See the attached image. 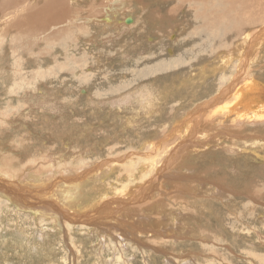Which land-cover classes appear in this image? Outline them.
Listing matches in <instances>:
<instances>
[{
	"label": "rangeland",
	"instance_id": "rangeland-1",
	"mask_svg": "<svg viewBox=\"0 0 264 264\" xmlns=\"http://www.w3.org/2000/svg\"><path fill=\"white\" fill-rule=\"evenodd\" d=\"M16 1L0 0V170L23 178L27 172L49 177L54 172L61 178L70 171L77 174L75 181L62 185L71 187L72 199L82 202L86 193L82 183L87 179L97 188V200L111 199L123 206L119 218L124 221L152 208L147 212L150 220L136 226L150 234L144 245L151 242L164 251L138 248L133 235L123 240L118 232L106 236L96 230L90 235L88 227L79 224L58 225L59 214L54 219L18 208L1 195L8 190L0 186V264H264V149L253 141L243 142L250 147L245 152L235 147L238 154L219 138L202 154L200 148L184 152L175 166L160 173L158 193L152 198L162 200L157 208L156 202L148 209L137 208L138 203L120 195L121 189L137 182L136 171L143 164L160 159L154 168L161 167L170 155V149H164L166 141L172 139L173 149L187 138L185 127L174 128V118L180 123L188 118L187 110L195 113L197 104L204 106L218 96L238 78L241 68L249 78L244 83H264V14L255 0H242L247 10H242L239 20L244 21L237 24L243 32L235 38L229 22L215 25L210 15L202 16L203 10L225 9L218 8V0H65L67 16L49 23L39 18V11L52 0ZM129 17L137 22L125 24L123 19ZM207 19L210 22H201ZM195 75L203 81L193 83ZM224 105L222 100L220 107ZM169 120L172 126L167 129ZM161 132L172 138L164 139ZM156 134V140L164 142L158 147ZM188 168L194 176L201 175L204 184L199 185L200 180L196 186L183 184L179 169L188 174ZM8 171H0V178L16 181ZM167 180L179 186L174 189ZM217 183L223 186L217 189ZM52 200L41 202L55 203L63 215L62 203ZM159 230L173 244L153 243V233L159 236Z\"/></svg>",
	"mask_w": 264,
	"mask_h": 264
},
{
	"label": "bare ground",
	"instance_id": "bare-ground-1",
	"mask_svg": "<svg viewBox=\"0 0 264 264\" xmlns=\"http://www.w3.org/2000/svg\"><path fill=\"white\" fill-rule=\"evenodd\" d=\"M28 1V0H27ZM26 1V2H27ZM54 3H52L51 1L48 2V5L44 7V9H41V11H39V18L43 19L45 22L49 23L51 22L55 17H59V15L62 17H66L68 12H66L67 8L65 7V0H52ZM11 3L15 4L14 1H10ZM9 2V3H10ZM18 2V0L16 1ZM25 2V3H26ZM116 2H118V0H116ZM217 2H220V4L218 5V8H221L223 5L225 6V9H222L221 11L216 10V8L214 7L212 10H215V12L220 13V18L217 17V14L214 11H209V10H203L202 16L206 17V16H211V20L212 22H215V25L219 24L218 22H229L228 24L231 25V28L229 29L230 31H232V34L234 36V38L240 33L243 32L240 30V25H238V22H243L244 18L242 20L241 19V12L242 10L245 8L247 10V4L245 1L242 0H218ZM255 3L258 4V8L257 10L261 13L264 14V0H255ZM4 4V3H3ZM11 4V5H13ZM21 4H24V2ZM19 5V4H18ZM215 5V3L213 4ZM216 6V5H215ZM109 8V7H108ZM114 8V7H113ZM112 8V9H113ZM205 8V7H204ZM207 8V7H206ZM251 8V7H250ZM111 9V8H109ZM254 9V8H253ZM91 10V9H90ZM116 10V9H115ZM114 10L108 11L107 13H111ZM207 11V12H206ZM154 12V11H153ZM206 12V13H205ZM254 12V11H253ZM256 12V11H255ZM258 12V13H259ZM38 13V12H37ZM85 13V11L83 12ZM156 14V13H155ZM131 15V14H130ZM129 15V16H130ZM152 15V14H151ZM259 15V14H258ZM38 16V14H37ZM128 16V15H127ZM147 16V15H146ZM154 16V15H153ZM215 16V19H214ZM249 16V15H248ZM255 16V15H254ZM148 17V16H147ZM194 17V16H192ZM62 19V18H61ZM127 18L123 19V22H125ZM150 19H152L150 17ZM157 19V17H156ZM156 19L154 18L153 21ZM167 19V18H166ZM23 20V19H22ZM56 20H60V18H56ZM106 20H110L111 19L108 17V19ZM158 20V19H157ZM161 19H159L158 21H160ZM88 21V18H87ZM109 21V22H110ZM44 22V23H45ZM134 22H137L136 20H132V24ZM164 22V21H162ZM201 22H210L209 19L207 20H202ZM52 23H55V21H53ZM109 24V23H108ZM126 24V23H125ZM226 24V23H224ZM237 24V26H236ZM241 24V23H240ZM129 25V24H128ZM209 25V24H208ZM229 25V26H230ZM46 26V25H45ZM110 26V25H109ZM53 27V26H52ZM132 29V28H131ZM34 31V29H32ZM38 31V30H37ZM48 31V30H47ZM35 34V33H34ZM51 34V33H50ZM151 35V34H150ZM41 36V35H40ZM50 36V35H49ZM239 36V35H238ZM237 36V37H238ZM235 40V39H234ZM230 41V40H229ZM131 45V44H130ZM142 45V44H141ZM137 47V46H136ZM223 47V46H221ZM252 53V52H251ZM249 54H250V50H249ZM251 55V54H250ZM247 58V57H246ZM245 59V58H244ZM248 62V61H247ZM244 66V65H243ZM218 70H211L209 72H217ZM208 72V73H209ZM240 73L238 74V78L235 79L233 82H231L228 86H226L221 93L218 96L213 97L212 99H209L207 103L204 104V106L200 107L197 106L194 108L196 109V112L194 113L192 112H187L189 110H185L186 111V116L188 117L185 120H182L180 123L179 121H177L175 118L173 119V121H175L176 123H174V128H176L177 130L180 129L181 127H185L187 131V138L183 139L181 142H179L178 144L180 145H176L173 149H171L170 144L172 143V139L170 140L171 142H167L166 140H168L171 137V134L168 132V134L166 135L165 133L167 132V129L170 128L172 126V122L171 120H169L168 122L171 124H168L167 129H165V133L161 132L163 135L165 134L166 137L164 139H166L165 143L164 142H160L162 141V137L160 138L159 133H157L155 135V141H154V146L158 147L161 146V144H165V150L170 149V155L166 156L163 158V163L162 165H160L161 167L157 168V170H155L154 166L158 165L159 166V162L160 159L154 164L149 163V164H143L142 168L139 170H137L136 172H138V178L135 180L137 181L133 187L131 186H127L123 189H121L120 191V195L122 196V199H128V200H132L134 201L135 204L138 203L137 208H141L144 209H148L149 206L152 204H157V207L159 203H161V199H156V201H154V198L156 196V193H158L157 190V185L159 182V176L160 173L163 172H167L168 169L170 168V166L172 165V163H174L175 166V162L174 161H178V157L181 156L184 152L188 151V150H197L198 148H200V154H202L204 152V148L208 147L211 143L217 144L218 139L219 140H224V143H229V146H232V153H237V151L235 152L234 148L236 150H240L241 153L245 152L247 150H250L249 146H245L246 144L243 145V142H247V141H253V144L256 147H261V149H264V87H262V85H264L263 81L260 82L259 80H252L249 81L248 83H244L245 81H247L249 78L246 75V68H241ZM257 74V73H256ZM241 75V76H240ZM262 75V74H261ZM252 76V75H251ZM264 76V75H263ZM254 77V75H253ZM191 79L194 82L196 81H203V78H199L197 75L195 76H191ZM9 83V82H8ZM7 83V84H8ZM262 83V84H261ZM6 84V81H5ZM42 84V83H41ZM17 86V85H16ZM238 86V87H237ZM240 86V88H239ZM7 87V86H6ZM19 87V86H18ZM6 89V88H5ZM4 91V90H3ZM7 91V90H6ZM4 91V93L6 92ZM9 93V92H8ZM14 93V92H13ZM12 94V93H11ZM4 95V94H3ZM6 97V96H5ZM8 98V97H7ZM226 101V105H224L223 107H220V102L221 101ZM17 107V106H16ZM2 108V107H1ZM4 108V107H3ZM222 108H224L225 110H223ZM169 109V108H168ZM6 110V109H5ZM184 111V113H185ZM183 112V111H182ZM181 112V113H182ZM179 116V115H178ZM183 113H182V118L183 117ZM196 116V118H195ZM22 117V116H21ZM181 117V114H180ZM193 117L195 118L193 120ZM9 118V117H8ZM7 118V119H8ZM25 118V117H24ZM178 118V117H177ZM181 118V119H182ZM10 119V118H9ZM170 119V118H169ZM180 119V118H179ZM5 120V119H4ZM18 120V119H17ZM16 120V121H17ZM20 120V119H19ZM217 120L220 122L218 123ZM3 121V119H2ZM7 121V120H5ZM21 121V120H20ZM27 121V120H26ZM8 122V121H7ZM15 122V121H14ZM29 122V121H28ZM167 122V121H166ZM214 123V124H213ZM217 124V125H215ZM3 125V123H2ZM7 125V124H5ZM9 125V124H8ZM134 125V124H133ZM4 126V125H3ZM254 126V127H253ZM21 127V126H20ZM163 128V126H161ZM211 130H210V128ZM5 128V127H4ZM160 128V127H157ZM156 128V129H157ZM253 129V130H252ZM14 130V129H13ZM154 130V129H153ZM262 130V131H261ZM156 131V130H155ZM144 132V131H143ZM160 132V131H157ZM260 132V133H259ZM37 133V132H36ZM263 133V134H261ZM259 134V135H258ZM144 135V133H143ZM156 136L159 137V139L162 140H156ZM2 137V136H1ZM157 137V138H158ZM19 138V137H18ZM262 138L260 140H256ZM20 139V138H19ZM22 139V138H21ZM253 139V140H252ZM10 140V139H9ZM6 141V140H5ZM158 141V142H157ZM237 141H241V145H237L238 142ZM263 143L262 146L260 145V143ZM27 143V142H26ZM237 143V144H236ZM29 145V144H28ZM193 145H196V147H194ZM243 145V146H242ZM219 146H221V144H219ZM251 146V145H250ZM223 147V146H221ZM154 148V147H153ZM32 149V148H31ZM148 149V148H147ZM224 149V148H223ZM21 150V149H20ZM150 150V148L148 149ZM192 151V152H193ZM199 151V150H198ZM196 151V154L197 152ZM227 151V149H226ZM2 152V151H0ZM168 152V153H169ZM165 153V152H164ZM167 153V154H168ZM188 153V152H187ZM191 153V152H190ZM231 153V152H230ZM149 154V153H146ZM195 154V153H194ZM238 154V153H237ZM46 155V154H45ZM129 155V154H128ZM127 155V156H128ZM135 155V154H134ZM141 155V154H138ZM151 155V154H150ZM166 155V154H165ZM193 155V154H191ZM190 155V156H191ZM32 156V155H31ZM31 156L28 158V160H31ZM146 156V155H145ZM149 156V155H148ZM255 156V155H254ZM261 156V155H260ZM41 157V156H40ZM129 157V156H128ZM135 157V156H134ZM133 157V160H134ZM141 157H144L143 155ZM141 157H138L139 159ZM147 157V156H146ZM32 158H34V156H32ZM153 158V157H152ZM189 158V157H188ZM239 158V157H238ZM36 159V158H35ZM54 159V158H53ZM143 159V158H142ZM33 160V159H32ZM131 160V159H130ZM137 160V159H136ZM151 160V159H150ZM156 160V159H155ZM181 160V159H180ZM184 160V159H183ZM182 160V163H184ZM40 161V160H39ZM140 161H144L140 160ZM138 160V162H140ZM146 161V160H145ZM144 161V162H145ZM235 161V160H234ZM240 161V160H239ZM25 162V161H24ZM33 162V161H32ZM37 162V161H36ZM48 162V161H47ZM120 162V161H119ZM135 162V161H134ZM4 163V162H1ZM28 163V162H27ZM141 163V162H140ZM143 163V162H142ZM147 163V162H146ZM160 163V164H161ZM6 164V163H4ZM26 164V163H24ZM188 164V162H187ZM177 166L178 163L176 164ZM34 166V165H33ZM141 166V165H140ZM98 167V166H97ZM111 167V166H110ZM134 167V166H131ZM108 168V167H107ZM117 168V167H116ZM176 167H174L175 169ZM197 168V167H196ZM38 169V168H37ZM92 169V168H91ZM91 169H89V171H91ZM110 169V168H109ZM128 169V168H127ZM130 169V168H129ZM154 169V170H153ZM159 169V170H158ZM173 169V168H172ZM193 169V168H192ZM26 170V169H25ZM54 170H56L54 168ZM58 170V169H57ZM67 170V169H65ZM135 170V169H134ZM170 170V169H169ZM180 172L182 174L180 177V180H183V184L187 185H193L196 186V183H198V181L202 180V176L200 175V178L198 176H194L195 174H192L191 172V168H188L187 171L188 174H183V169H179ZM186 170V169H185ZM184 170V171H185ZM3 171L4 173H6V171H8L7 169L5 170H0ZM96 171V170H95ZM175 171V170H172ZM177 171V170H176ZM186 171V172H187ZM9 172V176L11 177V179L14 177L16 178V181L14 182H8L5 180H2L0 178V186L3 190L7 189V192H0L1 195L3 197H6L11 203H13L14 205L18 206V208H26L29 209L30 211H33L35 213H40V214H44L46 215H51L54 217V215H58L59 217H57L55 219L56 223H58V225L60 224L61 221L65 222L62 225H66L67 227L70 228V225H75V224H79L82 227H88V232L90 231L92 235L93 233H96V230H101L103 231V233L106 234V236H112L114 232H118L120 233V235H122L123 240H127V238H130L131 235H133V237H137L136 242H134V244H137L136 246L138 248H146L149 251L153 250L155 252H161L164 251V249L160 248L158 249L157 247H153L151 246V242L148 243L147 245H144L145 240L147 239V236H149L150 234L147 233V230L144 229H139L136 224L139 222L142 223H146L147 220H150V218L147 217V212L149 211H145L144 213H142L141 215H133L134 220L130 221V220H122L119 217L123 214V206L120 205L121 207L119 208V204L117 203V201H113V200H97L98 199V195L95 196V194H97V188H93L90 183L88 182V180L84 179L86 182L82 183L84 184V187L82 188V190H84V195L82 197V202L81 201H75L74 197V201L72 199V196H74V193H71V187H66L63 186L62 184L64 182L70 183L71 180L74 178L73 175H77L74 174L70 171H66L67 173L65 174L64 177L58 178L62 175L59 176H53L54 172L51 173L52 176H44V175H32L31 172H27L25 175V178L22 177V175H17V174H13ZM50 172V171H48ZM62 172V171H61ZM87 172V171H86ZM159 172V173H158ZM179 172V173H180ZM65 173V171L63 172ZM90 173V172H89ZM109 173V172H108ZM185 173V172H184ZM243 173V172H242ZM122 175V173H120ZM125 174V173H124ZM238 174V173H236ZM89 175V174H88ZM91 175V174H90ZM98 175V174H97ZM168 175V174H167ZM173 175V174H172ZM171 177H174L172 176ZM177 175V174H176ZM175 175V176H176ZM44 176V177H43ZM79 176V174H78ZM96 176V175H95ZM110 176V175H109ZM120 176V175H119ZM123 176V175H122ZM129 176V175H128ZM127 176V177H128ZM164 176V175H163ZM170 175H168V178ZM8 177V176H7ZM31 177V178H30ZM66 177V178H65ZM73 177V178H72ZM82 177V176H81ZM85 177V176H84ZM126 177V179H127ZM135 177V176H134ZM137 177V176H136ZM162 177V176H161ZM165 177H167L165 175ZM13 178V179H14ZM125 178V177H124ZM123 178V179H124ZM182 178V179H181ZM90 179V178H89ZM131 176H130V180H131ZM174 179V178H172ZM176 179V178H175ZM74 180V179H73ZM162 180V179H161ZM166 180V179H165ZM179 180V179H178ZM75 181V180H74ZM128 181V180H127ZM168 181V180H167ZM98 182V180H97ZM102 182V180H101ZM169 182V181H168ZM75 182H73L74 184ZM96 183V182H95ZM94 183V184H95ZM122 183V182H121ZM139 183V184H138ZM165 183V182H164ZM174 183V181H173ZM204 184L203 181L199 182V185ZM72 184V183H71ZM97 184V183H96ZM95 184V185H96ZM109 184V183H108ZM168 184V183H167ZM170 185H174L172 183L169 182ZM178 184L177 182H175V185ZM182 184V183H180ZM66 185V184H65ZM77 185V184H74ZM119 185V184H118ZM121 185V184H120ZM131 185V184H130ZM163 186L165 184H162ZM161 185V186H162ZM175 185L172 186L175 189ZM198 185V186H199ZM217 189H220V186H223L222 183H217ZM70 186V185H68ZM107 186V183L106 185ZM123 186V185H122ZM122 186H120V188H122ZM160 186V187H161ZM179 186V184L177 185ZM181 186V185H180ZM183 186V185H182ZM185 186V185H184ZM183 186V187H184ZM190 186H187L190 188ZM197 186V187H198ZM88 187V190H87ZM95 187V186H94ZM101 187V186H99ZM119 187V186H118ZM165 188V186H164ZM171 188V186H170ZM167 187L166 191L168 189H170ZM185 188V187H184ZM196 188V187H195ZM223 188V187H222ZM221 188V189H222ZM226 188V187H225ZM73 189H76L75 192H77V189L80 191L79 186H75V188L73 187ZM72 189V190H73ZM103 189L102 187L100 188V190ZM183 189V188H182ZM187 189V188H186ZM87 190V191H86ZM100 190H98L100 192ZM116 190V189H115ZM118 190V189H117ZM160 190V189H159ZM163 190V189H162ZM177 190V189H176ZM181 190V189H179ZM197 190V189H195ZM104 191V190H103ZM113 191V190H112ZM123 191V193H122ZM164 191V190H163ZM164 191V192H166ZM68 192V193H67ZM97 192V193H96ZM179 192V191H177ZM187 191H185L184 189L182 190L181 193L185 194ZM80 193V192H79ZM90 193V196L88 195ZM103 193V192H102ZM114 193V192H113ZM118 193V192H117ZM160 193V192H159ZM233 193V192H232ZM67 194V195H66ZM70 194V195H69ZM78 194V192H77ZM82 194V193H81ZM99 194V193H98ZM101 194V192H100ZM107 194V193H106ZM116 194V193H115ZM167 194V193H165ZM164 194V195H165ZM179 194V193H178ZM201 194V193H200ZM224 194V193H223ZM80 195V194H79ZM118 195V194H117ZM188 195V194H186ZM217 195V194H216ZM100 196V195H99ZM109 196V195H108ZM149 198V201H144L145 197ZM180 196V195H179ZM201 196V195H200ZM199 196V197H200ZM247 196V195H246ZM105 197V196H104ZM178 197V195H177ZM43 198H48L49 200H52L53 198L56 199V201H59L62 203L63 207H64V214L62 215L60 213V210L57 211V209L59 207H56L57 205H55V203H51L49 201H45V202H41ZM101 198V197H100ZM103 198V197H102ZM110 198V197H109ZM166 198V197H165ZM182 198L183 197H179ZM178 201L182 199H179ZM186 198V197H185ZM220 198V197H219ZM78 199V198H77ZM170 198H168L169 200ZM174 199V198H173ZM121 200V199H120ZM187 200V199H185ZM197 200V199H196ZM199 200V198H198ZM53 201V200H52ZM177 201V202H178ZM7 202V201H6ZM124 202V201H123ZM127 202V201H126ZM197 202V201H196ZM195 202V204H197ZM58 203V204H61ZM151 203V204H150ZM186 203V201H185ZM84 204H88L86 207H81V205ZM126 204V203H125ZM124 204V205H125ZM181 204V203H180ZM61 205V206H62ZM129 205V203H127V206ZM187 206V205H186ZM118 208L117 212H114V210H116ZM68 209H73V214H69L67 213ZM157 210V209H156ZM167 210V209H166ZM71 213V212H70ZM158 213V211H157ZM182 214V213H181ZM184 214V213H183ZM38 215V214H37ZM132 216V215H131ZM130 216V217H131ZM69 217H72V219H69ZM128 217V218H130ZM35 218V217H34ZM136 218V220H135ZM158 218V217H157ZM68 221H67V220ZM83 219V220H81ZM139 219L141 221H139ZM159 219V218H158ZM176 219V218H175ZM199 220V219H198ZM160 221V219L158 220ZM160 223V222H159ZM161 224V223H160ZM65 226V227H66ZM68 231V230H67ZM23 232V231H22ZM135 232H139V234H144L143 237L144 239L141 237L142 240H140V237L137 235H135ZM159 232V236L156 235L155 233H153V238L152 241L155 244H159V245H163L164 243H169L173 244L172 241H170L172 238H170L168 235L165 234V232H161L160 230ZM157 232V233H158ZM100 233V232H99ZM97 233V234H99ZM118 233L117 236H118ZM102 234V233H101ZM100 234V235H101ZM141 234V235H142ZM152 234V233H151ZM119 235V236H120ZM105 236V235H104ZM105 236V237H106ZM158 237L157 238H155ZM146 237V238H145ZM114 239V238H113ZM116 241L118 242L119 240H117V237H115ZM114 239V240H115ZM180 241V240H178ZM121 244V242H119ZM124 243V242H122ZM178 244V243H177ZM176 245V244H175ZM132 246V245H131ZM168 246V245H167ZM76 248V247H75ZM143 249V248H142ZM136 250V249H135ZM154 252V254H155ZM147 253V251H146ZM150 254V253H149ZM213 254V253H212ZM116 255V254H115ZM199 255H201V253H199ZM215 255V254H213ZM146 256V255H145ZM153 256V254H152ZM119 258V257H118ZM123 259V258H122ZM214 259V258H212Z\"/></svg>",
	"mask_w": 264,
	"mask_h": 264
},
{
	"label": "water",
	"instance_id": "water-1",
	"mask_svg": "<svg viewBox=\"0 0 264 264\" xmlns=\"http://www.w3.org/2000/svg\"><path fill=\"white\" fill-rule=\"evenodd\" d=\"M132 20H133V19L129 17V18H127V19L125 20V23H126V24H132Z\"/></svg>",
	"mask_w": 264,
	"mask_h": 264
}]
</instances>
